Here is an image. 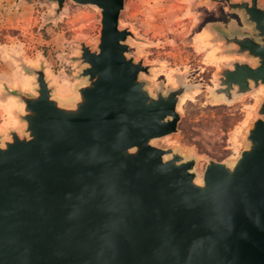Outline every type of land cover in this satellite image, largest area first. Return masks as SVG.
Segmentation results:
<instances>
[{
  "label": "water",
  "instance_id": "obj_1",
  "mask_svg": "<svg viewBox=\"0 0 264 264\" xmlns=\"http://www.w3.org/2000/svg\"><path fill=\"white\" fill-rule=\"evenodd\" d=\"M49 1L57 16L67 0ZM72 1L100 9L99 42H79L73 102L53 96L42 67L25 68L33 93L10 92L24 127L0 136V264H264V99L235 162L208 158L198 181L196 157L153 144L178 131L192 85L151 94L119 25L124 0ZM220 1L256 36L218 32L255 61L218 72L210 93L230 103L264 85V6Z\"/></svg>",
  "mask_w": 264,
  "mask_h": 264
},
{
  "label": "rangeland",
  "instance_id": "obj_2",
  "mask_svg": "<svg viewBox=\"0 0 264 264\" xmlns=\"http://www.w3.org/2000/svg\"><path fill=\"white\" fill-rule=\"evenodd\" d=\"M25 1L15 0L16 4L8 8V2L0 4L2 140L9 138L10 130L21 134L24 127L17 116L23 104L10 92H34L35 77L25 68L42 67L53 96L71 103L85 82L79 77L85 66L78 59L79 42L92 49L99 42L101 14L97 6L67 0L56 16V4L49 0ZM27 3L33 4L29 9L22 7ZM259 3L264 6V0ZM119 25L132 33L126 40L128 55L149 65V72L142 73L141 78L151 94L156 95L161 86L165 92L177 87L178 80L192 85L181 96L177 109L185 131L156 138L153 144L196 157L198 181H202L208 158L233 164L246 146L244 137L264 99V85L230 103H223L220 97L214 99L210 89L217 86L223 66L233 61L255 63L236 53L232 45H225L218 33L255 35L243 12L229 9L219 0H124ZM216 105L221 106L211 107ZM237 110L242 113L239 121ZM200 117L204 118L201 131L197 125Z\"/></svg>",
  "mask_w": 264,
  "mask_h": 264
},
{
  "label": "trees",
  "instance_id": "obj_3",
  "mask_svg": "<svg viewBox=\"0 0 264 264\" xmlns=\"http://www.w3.org/2000/svg\"><path fill=\"white\" fill-rule=\"evenodd\" d=\"M189 104L192 105V102H189ZM218 106H221V105H216V106H211V107L215 108V107H218ZM236 114H237V119L236 120L239 121L241 119L242 113L240 112V110H237ZM203 122H204V118H201V117L198 118V124L197 125L200 126V131L203 130V128L201 129V127H203V124H204ZM183 125H184V123H183V120H182V121H180L179 127H178V131L180 133H183L185 131V127ZM194 133H195V135H199L200 134V132H194ZM218 158L220 160L222 159L221 156H218Z\"/></svg>",
  "mask_w": 264,
  "mask_h": 264
},
{
  "label": "crops",
  "instance_id": "obj_4",
  "mask_svg": "<svg viewBox=\"0 0 264 264\" xmlns=\"http://www.w3.org/2000/svg\"><path fill=\"white\" fill-rule=\"evenodd\" d=\"M16 1H18V2H26L25 0H16ZM9 3L8 5H6V8H8L9 6H13V5H15L16 3H15V0H0V4H2V3H4V4H6V3ZM33 4V3H32ZM32 4H29V3H27V5H22V7H26V8H28L29 9V7L30 6H32ZM1 7V6H0Z\"/></svg>",
  "mask_w": 264,
  "mask_h": 264
},
{
  "label": "flooded vegetation",
  "instance_id": "obj_5",
  "mask_svg": "<svg viewBox=\"0 0 264 264\" xmlns=\"http://www.w3.org/2000/svg\"><path fill=\"white\" fill-rule=\"evenodd\" d=\"M219 1H220V0H219ZM259 1H260V0L257 1V4H258L259 6H261V4L259 3ZM220 2H224V1H220ZM251 37H252L253 39H256V36H255V35H251Z\"/></svg>",
  "mask_w": 264,
  "mask_h": 264
}]
</instances>
